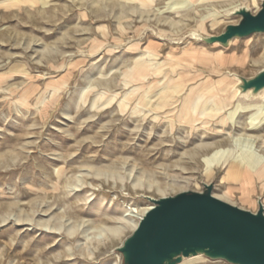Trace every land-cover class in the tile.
Returning <instances> with one entry per match:
<instances>
[{"label":"rangeland","instance_id":"374dc122","mask_svg":"<svg viewBox=\"0 0 264 264\" xmlns=\"http://www.w3.org/2000/svg\"><path fill=\"white\" fill-rule=\"evenodd\" d=\"M263 4L0 0V264H121L134 231L100 229L211 183L257 213L264 178L244 195L238 158L264 156V90L240 85L264 71V34L204 38Z\"/></svg>","mask_w":264,"mask_h":264},{"label":"water","instance_id":"95a60500","mask_svg":"<svg viewBox=\"0 0 264 264\" xmlns=\"http://www.w3.org/2000/svg\"><path fill=\"white\" fill-rule=\"evenodd\" d=\"M238 25L228 26L219 36L204 38L205 43L228 47L234 39L264 34V4L252 14L235 12ZM242 92L264 90V71L253 79H242ZM215 185L203 193L187 191L169 198L148 200L154 204L123 246L117 249L121 264H180L184 259L206 256L230 264H264V206L257 213L218 200Z\"/></svg>","mask_w":264,"mask_h":264},{"label":"bare ground","instance_id":"6f19581e","mask_svg":"<svg viewBox=\"0 0 264 264\" xmlns=\"http://www.w3.org/2000/svg\"><path fill=\"white\" fill-rule=\"evenodd\" d=\"M260 95V94H259ZM222 102V101H221ZM187 103V101H186ZM222 104H217L215 106V114L217 113H220L222 112L223 110V107L221 106ZM226 106V105H225ZM259 108V111H261V113L264 114V104L263 105H259L257 106ZM194 108H196L194 106ZM212 109V108H211ZM194 111V110H193ZM256 120L255 118H252L251 119V124L252 126H254L256 124ZM249 123V122H248ZM236 125V124H235ZM224 145V144H223ZM242 157L238 158V161L243 165L244 168V173H243V177H242V181H241V184H242V188H243V191H244V195L247 194L249 192V190L252 188L253 186V179H254V176L257 175L259 177V179H262L264 178V156L262 154L259 153V151H256L254 148H252V144L251 146L247 147V148H244L242 149ZM220 153V152H218ZM218 155V154H217ZM263 181V180H262ZM264 182V181H263ZM229 193H227L225 196H228ZM215 198H217L218 200H222L223 199L220 197H217L216 195H213ZM245 202H249L251 203L252 201L249 200L247 197L245 198V196L243 197ZM252 204V203H251ZM151 209H153V207H145V208H142V209H138L135 211V214H136V217L138 219V221H135V220H132L134 217L132 216L131 219H127L128 216H124L122 217L120 220H123L121 225L122 227H117V228H103V229H100L102 230V233L101 235H107V238L111 239V236L113 237H120V235L123 233V231L126 229V228H131L133 231H135L138 226H139V223L141 221V218L148 212L150 211ZM132 212V211H131ZM134 212H132L131 214H133ZM119 220V221H120ZM121 222V221H120ZM50 223L47 222V226L49 227ZM120 225V226H121ZM46 226V224H45ZM50 228V227H49ZM95 228V227H93ZM92 233V232H91ZM94 233V232H93ZM100 234V233H99ZM106 238V239H107Z\"/></svg>","mask_w":264,"mask_h":264}]
</instances>
